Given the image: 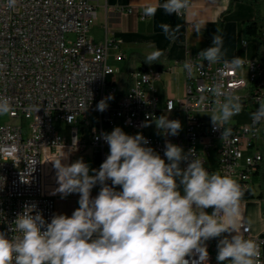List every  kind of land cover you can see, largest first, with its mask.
I'll return each instance as SVG.
<instances>
[{
  "label": "built area",
  "instance_id": "obj_1",
  "mask_svg": "<svg viewBox=\"0 0 264 264\" xmlns=\"http://www.w3.org/2000/svg\"><path fill=\"white\" fill-rule=\"evenodd\" d=\"M119 11L147 18L132 6ZM96 21L94 0H16L15 5L0 0V96L10 99V118L28 121L25 135L22 124L3 123L0 115V232L9 238L16 234L12 223L25 205L36 204L50 222L63 196L53 194L59 185L51 161L66 153L62 162L70 165L74 155L90 146L100 167L109 154L102 134L120 127L128 135L142 134L149 142L145 146L166 162L165 145L171 142L185 153L194 150L210 173L231 175L244 193V238L256 241L257 264H264V232L253 234L245 219L247 200H264V121H252L264 101V27L259 30V54L240 60L238 67L233 60L209 65L197 58L199 52L187 49L182 66L191 62L193 70H185L184 94L162 105L154 86L161 72L152 67L131 71V85L122 94L115 78L119 70L109 62L112 50L117 61L124 60L122 41L95 43L89 30ZM216 88L238 97L242 105L223 125L231 129L223 140V129L214 130L210 117L225 99L214 93ZM102 99L107 102L103 112L97 109ZM162 115L181 122L178 135L161 134L155 119ZM186 259L191 264L198 254ZM211 260L209 254L208 264Z\"/></svg>",
  "mask_w": 264,
  "mask_h": 264
},
{
  "label": "clouds",
  "instance_id": "obj_2",
  "mask_svg": "<svg viewBox=\"0 0 264 264\" xmlns=\"http://www.w3.org/2000/svg\"><path fill=\"white\" fill-rule=\"evenodd\" d=\"M9 3L15 5L16 0ZM188 8L189 0H155L143 11L151 18L158 9L180 16ZM159 27L169 40L178 38L179 25ZM196 30L200 31L199 25ZM160 55L153 51L145 62L151 65ZM224 56L223 36L214 34L211 46L197 58L211 65ZM232 63L238 67L242 62L235 58ZM183 69L191 73L193 64L186 61ZM213 91L225 96L210 115L214 130L223 129V140L231 134L223 125L240 113L242 105L238 97L221 93L219 88ZM106 108L102 99L97 109L103 112ZM10 111V99L0 96V115ZM252 121L253 125L264 121V101ZM155 124L165 136L178 135L182 128L179 120L166 115L156 118ZM102 138L109 154L98 170H92L94 175L82 159L63 163L67 159L64 152L51 161L59 185L53 194L78 193L79 207L71 216L54 214L47 222L36 204L25 205L12 223L16 234L9 238L0 232V264H190L186 257L193 253L198 260L191 264H208L206 242L222 236L217 244L218 264H257L260 247L255 240L244 238L240 207L244 193L231 175L210 173L194 150L185 153L171 142L165 145L166 162L145 146L149 142L142 134L128 135L120 127L103 133ZM182 162L187 166L182 168ZM97 184L100 191L92 198L91 190ZM207 209H212L210 214Z\"/></svg>",
  "mask_w": 264,
  "mask_h": 264
},
{
  "label": "crops",
  "instance_id": "obj_3",
  "mask_svg": "<svg viewBox=\"0 0 264 264\" xmlns=\"http://www.w3.org/2000/svg\"><path fill=\"white\" fill-rule=\"evenodd\" d=\"M230 1L191 0L188 10L180 16L168 15L163 9H158L154 17L142 20L137 14H128L119 9L132 6L136 11H142L146 4L155 3V0H94L97 21L90 28L89 34L97 44H105L108 39L113 38L122 41L121 51L125 55L124 60L117 61L112 50L109 62L119 70L118 73L123 69L126 74L121 85L117 81L123 91L128 87V81L131 85L129 79L131 71L143 66L159 70L161 75L154 86L163 105L168 98L181 97L184 94L187 80L182 60L187 49L200 52L210 47L214 34L219 33L223 36L225 56L222 61L235 58L250 60L259 54V42L249 38L245 31V23L255 18V6L236 1L229 11ZM258 1L264 6V0ZM262 11L264 14V9ZM165 23L173 28L179 25L180 30L175 41L169 40L159 27ZM197 25L200 26L199 32L196 30ZM157 50L161 52L159 59L151 65L146 63V56ZM263 202L264 200L257 202L259 223L255 226L248 222L245 212L246 223L250 225L255 235L264 232ZM206 211L211 213L209 209ZM218 242L219 238L206 242L208 253L212 257L209 264L218 263L216 259Z\"/></svg>",
  "mask_w": 264,
  "mask_h": 264
},
{
  "label": "rangeland",
  "instance_id": "obj_4",
  "mask_svg": "<svg viewBox=\"0 0 264 264\" xmlns=\"http://www.w3.org/2000/svg\"><path fill=\"white\" fill-rule=\"evenodd\" d=\"M122 72L117 73L115 75L116 80L118 81V84L121 85V83L124 81V79L126 78V74L123 72L124 70H121ZM2 122L3 123H18V124H22V126L24 127V133L25 135L27 134V124L28 121L23 119H13L10 118L8 116V114L2 115ZM82 159L88 166H89V174L90 175H94L95 173L92 171L93 169L98 170L99 169V165L98 162L94 159L93 157V150L92 148L89 146L85 151L78 153L76 155H74L72 163ZM100 190V185L97 184L96 186H94L91 190V197L95 198ZM79 194L78 193H73V194H69L67 196H62L58 199V201L56 202V208H55V214H65L67 216H71L73 211L76 210L79 207V203L76 202V199H78L79 201ZM249 201L248 203H246L245 205V212H246V216H247V220L251 225H256L258 224V207H257V199H251V200H247ZM264 205V202H263ZM209 211L211 212L212 209H209Z\"/></svg>",
  "mask_w": 264,
  "mask_h": 264
},
{
  "label": "trees",
  "instance_id": "obj_5",
  "mask_svg": "<svg viewBox=\"0 0 264 264\" xmlns=\"http://www.w3.org/2000/svg\"><path fill=\"white\" fill-rule=\"evenodd\" d=\"M236 1H242V2H246L248 4H251L253 6H255L256 8V15L255 18L252 20H249L245 23V31L246 34L249 38H252L254 40H256L257 42H259V30L264 27V14H263V9L264 6L261 5V3L258 0H231L230 1V5H229V11L232 9V6L234 4V2ZM219 34V33H218ZM144 58V57H142ZM128 87H126V89L122 92V94L126 93L129 89V81L127 84ZM96 119L95 117H93L92 119V123H95ZM218 264V263H216Z\"/></svg>",
  "mask_w": 264,
  "mask_h": 264
}]
</instances>
